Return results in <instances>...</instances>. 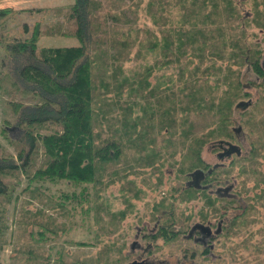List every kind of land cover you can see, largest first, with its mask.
I'll return each instance as SVG.
<instances>
[{
    "label": "trees",
    "instance_id": "trees-1",
    "mask_svg": "<svg viewBox=\"0 0 264 264\" xmlns=\"http://www.w3.org/2000/svg\"><path fill=\"white\" fill-rule=\"evenodd\" d=\"M9 12L0 10V16ZM58 15L43 31L36 24L29 37L12 39L2 62L9 80L2 93L29 96L9 102L22 133L14 141L20 148L16 158L0 156V251L8 230L2 202L10 201L14 186L8 177L65 182L69 188L48 198L45 208L22 210L16 224L22 225L17 239L24 241L11 264H46L50 244L70 229L76 208L84 218L92 212L101 245L95 260L105 261L116 247L105 240L107 231L132 210V198L145 196L136 181L148 184L155 176L161 187L165 168L178 182V194L168 193L170 200L178 196L186 202L199 193L215 214V203L227 210L236 199L215 197L186 183L195 170L212 168L202 161L205 146L238 139L235 126L241 133L246 127L252 132L248 170L241 164L238 175L244 178L245 193L249 177L258 190L245 199L253 204L242 216L255 212L254 203L264 200V174L258 167L264 161V0H75ZM41 35L75 37L80 45L39 50ZM243 71L262 81L244 83ZM252 86L261 87L257 101L237 107L249 98ZM237 111L243 115L240 122L234 118ZM9 126L5 120L2 136ZM247 160L242 153L234 156L201 185L220 181L221 174L228 176L236 163ZM114 183L120 185L116 198L126 208L112 210L115 196L104 197ZM27 194L41 196L37 188ZM172 205L166 197L153 201L151 220L159 222L152 239H175L187 230L188 222L176 218ZM200 214L206 216L203 210ZM58 256L63 264H78L63 262L66 253Z\"/></svg>",
    "mask_w": 264,
    "mask_h": 264
},
{
    "label": "rangeland",
    "instance_id": "rangeland-1",
    "mask_svg": "<svg viewBox=\"0 0 264 264\" xmlns=\"http://www.w3.org/2000/svg\"><path fill=\"white\" fill-rule=\"evenodd\" d=\"M74 3L75 0H0V10H10L6 16H0V156L8 155L15 159L20 149L14 141L20 137L22 131L15 126L17 116L12 113L9 102L21 101L22 98L29 96L28 94L24 96L23 94L14 93V95H8L2 93L1 89L9 85L8 72L2 65L3 61L6 62V45L12 39L29 37L36 24H39L40 30L43 31L45 26L59 20L58 14L65 13ZM64 19V16H62L60 20L64 21ZM79 45L77 38L66 36L41 35L37 41V49L39 50L42 48H70ZM262 60H264V56ZM243 77L244 83L249 82L256 85L262 81L258 80V82L256 76L251 72L243 71ZM259 88L261 87L252 86L247 89L249 98L245 99V101L250 100L255 103L261 94ZM23 103L32 104L30 101H23ZM238 113L237 111L234 118L240 122L243 115ZM5 120L10 122V128L7 135L2 136L1 129ZM237 127L235 126V128ZM248 128H244L245 131L243 130V133L237 134L239 135L238 139L232 142L241 148L243 157L246 160L251 157L252 150V132L247 130ZM8 139L13 143L9 144ZM216 143L205 146L201 152L202 161L209 166L218 162L216 158L218 150L213 147ZM41 151L39 150L38 153L40 157ZM233 158L234 156L231 159L233 160ZM229 161H226V164ZM255 161L258 164V160ZM248 163L249 159L239 165L236 163L230 170L231 172L228 173V176L221 174V179H219L221 183L228 181L232 184V191H229V194L234 197L233 199L237 200V203L229 205L227 210L219 208L220 202L215 203L217 214L214 212V207L209 203L207 204L199 193L196 194V198L186 202H182L178 196L176 200H170L168 193L171 196L178 194V182L172 178L174 173L170 169H164L165 177L161 187L157 185L158 182L155 176L152 177V180L148 183L149 185H142L139 181L140 179L137 180L136 184L145 192V196L141 195L142 197L140 196L139 199L132 198L130 204H133V206L132 210L128 212L129 214L127 213L119 225L113 228L110 233L105 229L108 233L105 240L110 243L115 242L116 247L114 248V253H112L114 250L111 252L107 247L105 253L110 251L103 262L97 263L95 260L101 245L94 236L96 227L92 217L93 214L90 212L84 218L76 208L75 215L71 218L72 225L70 229L63 233L60 240L50 244L54 246L53 248L51 247L50 260L46 264H63L58 256L60 251L68 256L63 262H78V264L82 262L86 264H132L133 262L138 264H264V200L260 201L261 205L254 203L255 212L249 211L246 216H242L248 211V206L253 204L252 201L250 204L247 201L245 202V199L248 197L253 198L258 192L254 187V182L250 181L251 178L249 177V180L244 184V187L248 190L245 193L242 185L244 178L238 175L241 169L240 165L246 164L245 167L248 170ZM259 163L258 167L264 174V161L261 159ZM40 164L41 162L38 161L35 168L37 169ZM147 170L149 171V169ZM131 178L132 176H130ZM7 182L14 186L10 201L8 203L2 202L3 207L7 210L8 230L6 233L7 243L0 251V264H11V258L16 255L15 249L19 247L18 244L20 242L24 241L20 239L19 242L17 239L21 236L22 225L18 226L16 224V220L20 218L22 210L33 212L37 208L47 205V201L52 196L56 197L61 191L69 190L65 182L53 184L47 181L43 183L31 181L30 183L23 176L19 178L8 177ZM119 186V184L115 183L109 185L104 195L107 198L115 196V202L111 204L112 210L126 208L116 198L119 195ZM221 186L223 187L224 185L221 184ZM27 188H37L38 193L41 194L39 199L31 198L27 194ZM261 188H264V184L261 185ZM207 194L215 196L212 192H207ZM161 197H166L168 203L174 204L172 206L173 208L176 207V218H179L184 223L188 222L185 223L186 226L189 224L187 230L184 233H178L175 239L167 238L164 240L158 238L155 240L149 236L155 232L157 229L156 224L159 222L157 220L153 223L151 220L153 212L151 205H153V201L159 200ZM83 207L85 208L86 205H83ZM201 210L204 211L205 217L201 216ZM73 211L74 209L71 212ZM169 214L171 213L167 211L166 215ZM245 217L250 218L248 219L249 222L244 221ZM253 219H255V222L251 223ZM233 222H236L235 226H233ZM194 224L208 226L213 235H216V232L218 234L205 244L198 242V234H192V237L196 236L195 241L197 242H195L192 237H190L191 239L187 237ZM77 242H84L87 245L78 246L75 244ZM115 253L116 255H113Z\"/></svg>",
    "mask_w": 264,
    "mask_h": 264
},
{
    "label": "water",
    "instance_id": "water-1",
    "mask_svg": "<svg viewBox=\"0 0 264 264\" xmlns=\"http://www.w3.org/2000/svg\"><path fill=\"white\" fill-rule=\"evenodd\" d=\"M261 66L262 68H264V60H262ZM250 105H251V101L248 100V101L239 102L237 104V107L248 108ZM233 131L234 133L239 134L241 132V127L238 126L237 128H234ZM223 143L226 144L227 148L224 149L221 153L217 154L219 159L225 156L230 157L233 154H235L238 157L241 155V148L238 145L224 141L218 142V145H220L221 147V144ZM218 166H219L218 164L213 165V167L210 168L207 172H204L202 170H195L193 173L189 175V181L186 183V187H193L195 189H205V187H201V182L206 178L208 174L212 172L213 169L217 168ZM223 190L227 192L229 188ZM197 229L207 231L208 235L211 234V229L208 226H204L202 224H194L189 231L188 237H190V235ZM132 264H138V263L133 262Z\"/></svg>",
    "mask_w": 264,
    "mask_h": 264
},
{
    "label": "flooded vegetation",
    "instance_id": "flooded-vegetation-1",
    "mask_svg": "<svg viewBox=\"0 0 264 264\" xmlns=\"http://www.w3.org/2000/svg\"><path fill=\"white\" fill-rule=\"evenodd\" d=\"M236 134V133H235ZM237 135V134H236ZM225 142H230V143H232L231 141H225ZM232 144H234V143H232ZM213 147H216V149L218 150V152H217V154L218 153H221L224 149H226L227 147H226V144L225 143H223V144H221V147H220V145H218V144H215V145H213ZM242 153V152H241ZM217 154H216V158L218 159V162L216 163V164H218L219 166H222V165H224V164H226V161H229V160H231V158L233 157V156H236L235 154H233V155H231L230 157H223V158H221V159H219L218 158V156H217ZM215 165V164H214ZM218 166V167H219ZM212 167H213V165H212ZM221 184H223L224 186L222 187L221 186ZM201 187H205V189L206 190H208V192H212V193H214V195H216L217 197H224V198H228L229 196V198H231V199H233L234 197H232V195H230L229 194V191L231 192L232 191V184L230 183V182H228V181H224L223 183H221V181H217V182H212V183H209V184H207V185H201ZM227 188H229V190L226 192V191H224L223 189H227ZM189 234V233H188ZM193 235L194 234H198L199 235V240H198V242H200L201 244H202V242L205 244V243H207V242H210V240H212L214 237H216V235L218 234V232H216L215 234L216 235H213L212 234V231H211V234H209L208 235V233H207V231H203V230H200V229H197V230H195L193 233H192ZM190 235V237H192L193 235ZM189 235H187V237H188ZM190 237H188V238H190ZM191 239V238H190ZM192 240H196V236L195 237H192ZM195 242H197V241H195Z\"/></svg>",
    "mask_w": 264,
    "mask_h": 264
}]
</instances>
